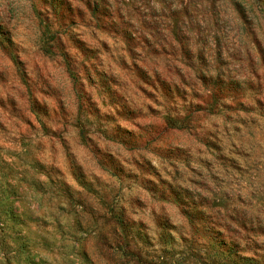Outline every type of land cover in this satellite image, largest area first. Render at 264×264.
Wrapping results in <instances>:
<instances>
[{"label":"clouds","instance_id":"1","mask_svg":"<svg viewBox=\"0 0 264 264\" xmlns=\"http://www.w3.org/2000/svg\"><path fill=\"white\" fill-rule=\"evenodd\" d=\"M0 264H264V0H0Z\"/></svg>","mask_w":264,"mask_h":264}]
</instances>
